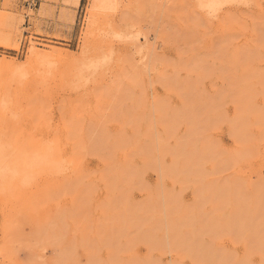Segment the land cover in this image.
I'll list each match as a JSON object with an SVG mask.
<instances>
[{
    "label": "rangeland",
    "instance_id": "obj_1",
    "mask_svg": "<svg viewBox=\"0 0 264 264\" xmlns=\"http://www.w3.org/2000/svg\"><path fill=\"white\" fill-rule=\"evenodd\" d=\"M0 136V264H264V0H0Z\"/></svg>",
    "mask_w": 264,
    "mask_h": 264
},
{
    "label": "bare ground",
    "instance_id": "obj_2",
    "mask_svg": "<svg viewBox=\"0 0 264 264\" xmlns=\"http://www.w3.org/2000/svg\"><path fill=\"white\" fill-rule=\"evenodd\" d=\"M48 163L49 156L47 153L37 149L18 147L11 141L10 143L6 142L0 136V182L7 181L11 177L22 178L27 176L26 178H28L29 175L33 176L36 170L44 169Z\"/></svg>",
    "mask_w": 264,
    "mask_h": 264
}]
</instances>
